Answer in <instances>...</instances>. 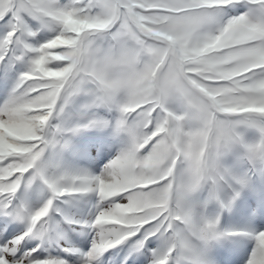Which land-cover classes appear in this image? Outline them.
Here are the masks:
<instances>
[{"label":"snow or ice","instance_id":"1","mask_svg":"<svg viewBox=\"0 0 264 264\" xmlns=\"http://www.w3.org/2000/svg\"><path fill=\"white\" fill-rule=\"evenodd\" d=\"M0 264H264V0H0Z\"/></svg>","mask_w":264,"mask_h":264}]
</instances>
